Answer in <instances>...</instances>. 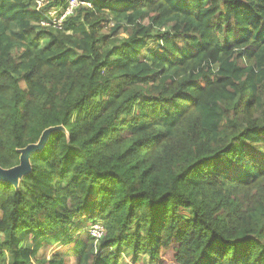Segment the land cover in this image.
<instances>
[{
  "label": "trees",
  "instance_id": "1",
  "mask_svg": "<svg viewBox=\"0 0 264 264\" xmlns=\"http://www.w3.org/2000/svg\"><path fill=\"white\" fill-rule=\"evenodd\" d=\"M78 1L0 0V264H264V0Z\"/></svg>",
  "mask_w": 264,
  "mask_h": 264
},
{
  "label": "built area",
  "instance_id": "2",
  "mask_svg": "<svg viewBox=\"0 0 264 264\" xmlns=\"http://www.w3.org/2000/svg\"><path fill=\"white\" fill-rule=\"evenodd\" d=\"M35 7L40 11L43 18L39 24L45 27L60 29L66 17L71 15L73 11L81 4L78 0H65L61 4H51V0H34ZM92 237L99 238L103 234V225L101 223H93L89 228Z\"/></svg>",
  "mask_w": 264,
  "mask_h": 264
},
{
  "label": "water",
  "instance_id": "3",
  "mask_svg": "<svg viewBox=\"0 0 264 264\" xmlns=\"http://www.w3.org/2000/svg\"><path fill=\"white\" fill-rule=\"evenodd\" d=\"M56 129L57 127H53L44 130L35 144H29L20 149L19 164L7 169L0 167V180L16 183L20 176L28 174L30 172V153L40 150L45 144L48 134Z\"/></svg>",
  "mask_w": 264,
  "mask_h": 264
},
{
  "label": "rangeland",
  "instance_id": "4",
  "mask_svg": "<svg viewBox=\"0 0 264 264\" xmlns=\"http://www.w3.org/2000/svg\"><path fill=\"white\" fill-rule=\"evenodd\" d=\"M21 84L23 85V83H21ZM30 154H32V152ZM0 217H1V213H0ZM90 225H92V222H85L84 223V230L81 231V233L79 235L77 234L78 238H84L86 236V234H89L91 236L90 231H89ZM93 238H95V237H93ZM95 239H98V238H95ZM72 246H73V243H71V244H69L63 248L61 246H59L58 244L47 245L40 250V254L44 255L45 257H49L51 255V253H53L55 250L61 251L65 254V251L68 250L69 248H71ZM71 254L72 253L69 252V255L65 256L68 264H74V258L71 256ZM143 263L144 262H142V261H138V262L133 263L131 261L130 257H126L125 262H124V264H143Z\"/></svg>",
  "mask_w": 264,
  "mask_h": 264
}]
</instances>
